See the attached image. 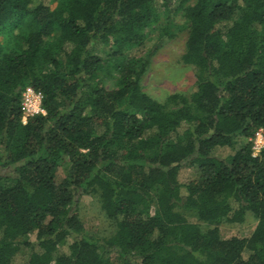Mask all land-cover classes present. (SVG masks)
I'll return each mask as SVG.
<instances>
[{
  "label": "trees",
  "instance_id": "1",
  "mask_svg": "<svg viewBox=\"0 0 264 264\" xmlns=\"http://www.w3.org/2000/svg\"><path fill=\"white\" fill-rule=\"evenodd\" d=\"M162 12L196 70L164 103L142 85L155 52L134 56ZM0 38V264H264V0H0ZM28 87L45 115L24 125ZM85 194L109 237L85 234ZM248 216L251 236H221Z\"/></svg>",
  "mask_w": 264,
  "mask_h": 264
},
{
  "label": "rangeland",
  "instance_id": "2",
  "mask_svg": "<svg viewBox=\"0 0 264 264\" xmlns=\"http://www.w3.org/2000/svg\"><path fill=\"white\" fill-rule=\"evenodd\" d=\"M51 1V0H46ZM55 6V4H53ZM165 31L173 34L172 38L165 35ZM146 44L141 49L134 51L137 59L145 57L150 51L155 52L151 58L150 65L143 78L142 85L144 90L160 103L166 102L171 95L182 93L190 94L196 83V70L192 66L183 63V56L186 52V42L188 38L187 24L181 13L171 16L165 12L160 13L159 20L147 30ZM0 40H2L0 38ZM118 74L111 71L109 75L104 76V84L108 90L116 88ZM249 141V140H247ZM242 141L241 143H245ZM232 151H218L217 155L227 157ZM10 170L0 171L1 175H7ZM197 176V171L190 163L183 165L179 181L183 184L189 183ZM63 177V169L58 172V182ZM77 210L83 222L85 234L94 238H106L113 233L111 223L106 219L101 210L98 199L92 195H82L78 199ZM189 221L195 224H201L204 228H210L209 225L200 223L196 218L189 217ZM257 222L252 216H248L242 226L221 224L218 226L221 236L224 239L232 237L246 238L252 235ZM35 240V236H31ZM26 254L20 253L15 259L14 264H24Z\"/></svg>",
  "mask_w": 264,
  "mask_h": 264
},
{
  "label": "built area",
  "instance_id": "3",
  "mask_svg": "<svg viewBox=\"0 0 264 264\" xmlns=\"http://www.w3.org/2000/svg\"><path fill=\"white\" fill-rule=\"evenodd\" d=\"M43 95L40 92L35 91L33 88L28 87L22 93V106H23V117L22 124H27L28 119L43 114ZM253 157H258L264 149V132L259 130L255 133L254 138L251 140Z\"/></svg>",
  "mask_w": 264,
  "mask_h": 264
}]
</instances>
